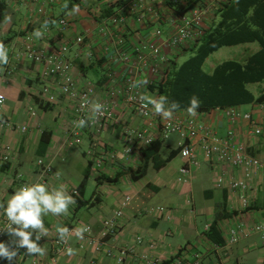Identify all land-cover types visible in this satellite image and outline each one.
I'll list each match as a JSON object with an SVG mask.
<instances>
[{"label": "crops", "instance_id": "1", "mask_svg": "<svg viewBox=\"0 0 264 264\" xmlns=\"http://www.w3.org/2000/svg\"><path fill=\"white\" fill-rule=\"evenodd\" d=\"M72 1L74 0H55L53 4H45V0L39 2L0 0L4 4L0 12V42L5 45L8 54V63L0 64V94L5 98L4 105L0 109V153L5 146L10 148V162L5 168H0V195L3 201L6 202L16 191L13 180L15 174L22 175L28 183L39 182L40 172L36 163L34 164L35 159L46 160L55 173L54 177H45L44 184L49 188L64 184L68 193L76 190L80 183L69 184L66 178L74 177L72 162L76 160L78 155L76 149L81 144L85 145V151L81 155L86 163L87 160H102L99 168L94 166L90 169L89 179L94 180L96 190L88 199L91 200L88 207L79 209L78 203H75L70 207V214L67 216L49 214L44 217L49 235L43 238V242H38L47 250L46 255L41 256V263L115 264L112 259L94 253L89 247L79 250L74 233L70 235L69 240L71 247L77 250L76 254L62 255L56 261H51L47 240L60 226L75 228L89 225L97 232L100 222L111 217L113 212L118 210L120 201L124 197H129L131 201L120 220L121 230L115 240L116 247L135 246V237L140 236L143 238V245L137 247L138 251L147 252L163 261L176 257L182 262L193 263L195 257H198V264H264V240L251 230L253 225L264 219V186L261 184L259 172L245 179L241 169L203 160L199 155L198 146L195 145L199 166L191 168L187 177H182L183 183L174 193L175 201L166 206H163V203L149 204V197L142 195L143 189H149L155 194L159 193L163 188V179L156 177L143 185H139L138 182L146 174L137 182L130 179L128 171L136 170L143 163L144 150L134 152L129 157L123 156L122 148L125 144L123 132L126 127H142L143 121L120 100L114 110L119 119L118 124L106 123L99 138L93 136L91 129H83L79 146H67L68 130L74 117V105L60 93L58 79L43 77L40 65L21 56L24 47L29 45L37 50L55 53L61 47L67 46L68 52L65 58L72 65L78 87L82 88L90 83L95 88L96 99L101 98L105 92L103 81L106 73L113 71L121 75L122 72L121 65L110 67L105 59L112 54L116 38L110 35L100 37L97 33L98 23L104 19L98 17L100 11L93 12L87 9L88 12H85L80 3L78 4L79 0L75 4ZM40 4H44V8L42 14L38 15L36 10ZM74 6H78V11L73 12ZM7 16L11 17L10 21H6ZM61 18L69 20V28L63 31L57 26V21ZM45 21L49 22L47 26H44ZM37 29L43 33L40 38L33 35ZM152 30V27L132 25L124 33V39L130 38L131 35L144 38ZM77 36L84 37L81 45H75L73 42ZM105 48L110 49L106 55L104 53L106 57L103 55ZM173 54L169 53V58ZM103 57H105L104 61L97 64ZM236 59H240L239 54ZM145 96L155 99L151 94L145 93ZM244 107L247 110H243ZM236 109L250 113L258 119L261 128L259 137L250 135L249 127L245 122L235 125V130L239 141L246 146L247 152L253 157L263 159L264 114L257 110L256 105ZM184 114L190 115L188 112L173 113V115ZM195 117L201 122L208 123L218 136H224L229 127L228 120L221 111L195 114ZM1 122L11 123L13 130L2 127ZM22 127L25 128L24 133L19 131ZM43 132L49 133L50 139L42 156H39L41 153L38 151L39 140ZM176 142V136H171L166 141L161 140L159 151L161 161H163V150L173 152ZM111 152L115 153L116 159L108 157ZM182 160L180 169L187 165V162ZM167 165L164 162V166L155 170L153 165L149 164L147 170L152 167L156 172L161 173L168 167ZM85 168L81 171L82 178ZM179 170L177 175L180 177ZM221 173L226 180L232 178L247 181L249 190L245 196L250 202L247 209L241 206L240 193L231 192L225 186L221 188L215 186V180ZM99 175L111 178L118 175V179L113 184H100L99 181L102 179L95 181ZM197 181L198 190L201 191V199L198 201L193 197V183ZM101 190L106 192L105 200L99 198ZM183 195H186V198ZM82 200H86L84 194ZM156 208H163L164 211L148 213V210ZM206 225H209V229L211 226L214 227L210 235L204 234ZM233 227H244L248 232L236 244L228 245L226 235ZM149 244L153 245V248L147 250Z\"/></svg>", "mask_w": 264, "mask_h": 264}, {"label": "built area", "instance_id": "2", "mask_svg": "<svg viewBox=\"0 0 264 264\" xmlns=\"http://www.w3.org/2000/svg\"><path fill=\"white\" fill-rule=\"evenodd\" d=\"M32 1L39 2V0ZM53 3L55 0H45V4ZM213 7L214 4L212 3H206L202 7L195 0H127L115 6L111 15L99 21L97 33L100 37L110 35L116 38L112 54L105 58L106 53L110 50L105 48L103 52L105 57L103 58L107 60L110 67L121 65L122 72L121 75L113 71L106 73L104 77L106 89L99 99L95 98V88L90 83L82 88L78 87L74 79L72 65L65 58L68 52L67 46L61 47L55 53H47L26 45L21 56L40 65L43 70V77L58 79L60 93L74 105V117L68 130L67 146L74 147L80 144L83 129H91L93 136L99 138L106 123L118 124L119 119L114 110L120 100L125 107L131 109L143 121L140 128H124L123 156L129 157L134 152L149 148L157 138L166 141L171 136H176L178 154L187 162V165L179 170V182H182V177H187L190 174L191 168L199 166L196 145L203 160L241 169L245 179L250 178L255 172H259L261 184L264 186V158L259 159L250 156L246 146L239 141V136L235 130V125L245 122L249 127L251 136L259 137L261 135L258 119L250 113H241L236 108H228L222 111L228 120L229 127L224 136H218L208 123L201 122L195 115H173L171 119H165L161 115L155 114L150 104L145 107L146 101L141 99L142 96H145L146 85L160 81L161 73L168 62V54L180 51L198 39ZM43 8L44 4H40L36 13L42 14ZM132 25L143 28L152 27L153 30L147 37L131 35L125 40L124 33ZM57 26L61 31L66 30L69 28V20L61 18L57 21ZM83 41V36H77L73 42L75 45H81ZM141 80H147L148 83L141 85L139 84ZM134 84L137 86L134 87ZM0 98H2L0 99L1 109L5 98L1 94ZM93 102L103 105L101 113H93ZM257 110L264 114V105H257ZM31 114L33 115V113ZM80 119L86 121L85 127L77 126L76 122ZM1 126L13 130V125L9 122H1ZM19 131L24 133L25 128H19ZM9 152L8 146L2 149L0 168L9 164ZM108 157L116 159L113 152L109 153ZM101 162L100 159L94 160L92 167L99 168ZM36 166L40 172V183H45V177L55 176L52 167L46 160L38 159ZM223 173L217 176L215 186L217 188L225 186L231 192L240 193L241 206L247 209L250 205L249 199L245 196L249 190L247 181L232 178L226 180ZM13 180L16 190L22 185L28 184L20 174H15ZM69 194L76 195V190H71ZM130 201L129 197H124L119 203L118 210L114 211L111 217L100 222L97 232L87 225L91 231L85 232L82 240H76L77 248L84 250L85 247H89L94 253L112 259L115 264H130L131 262L134 264H163L165 261L153 257L147 252L138 251L137 247L143 245V238L140 236L135 237V246H115L116 237L121 230L120 220ZM0 202H4L1 195ZM4 203L6 204V202ZM163 211V208H156L148 210V213H162ZM6 225L7 219L2 213L0 230L5 229ZM75 228L69 229L74 230ZM208 230L209 225H206L204 232L206 233ZM251 230L258 233L264 240V219L253 225ZM247 232L248 229L244 227L230 228L226 235V243L228 245L236 244L246 236ZM43 238L39 242H43ZM10 239L11 237L6 232H0V242L7 243ZM69 239L67 243L60 242L59 236L55 232L47 240L51 261H56L60 256L67 255L65 249L71 247ZM152 248L153 245L147 246V250ZM24 252L25 249H19V255L13 264H42L41 256H28ZM173 260L172 264H198V257H195L193 263L182 262L176 257ZM0 264H8V261L0 258Z\"/></svg>", "mask_w": 264, "mask_h": 264}, {"label": "trees", "instance_id": "3", "mask_svg": "<svg viewBox=\"0 0 264 264\" xmlns=\"http://www.w3.org/2000/svg\"><path fill=\"white\" fill-rule=\"evenodd\" d=\"M195 1L202 7L206 3L214 4L201 29V35L187 47L173 52L172 57L168 56L160 81L146 85L145 93L153 95L155 99L167 97L169 105L173 101L178 102L180 107L173 113L187 112L192 96H196L200 101L196 114L222 112L228 108L247 105H264V0ZM114 2L102 6L98 15L100 19L111 15L114 7L121 4L122 0ZM3 7L4 4L0 2V12ZM254 43L258 46L256 51L244 49L239 53L240 59L223 61L215 65L210 72L203 69L207 58L219 49ZM185 54H189V57L179 64L177 59ZM103 59L98 60L97 64L103 62ZM49 139V133L41 134L39 156H42ZM161 144V140L157 138L149 148L142 150L143 163L136 170L128 171L133 182L145 176L149 164H152L155 170L164 166V161L159 158ZM92 165L93 161L87 160L83 178L76 188L74 199L79 209L88 207L91 202L82 200V197ZM99 179H102L99 181L100 184H113L117 181L118 175L113 178L99 175L95 181ZM213 228L211 226L204 234L210 235ZM173 261L170 259L163 264H172Z\"/></svg>", "mask_w": 264, "mask_h": 264}, {"label": "clouds", "instance_id": "4", "mask_svg": "<svg viewBox=\"0 0 264 264\" xmlns=\"http://www.w3.org/2000/svg\"><path fill=\"white\" fill-rule=\"evenodd\" d=\"M66 6V5H65ZM78 11V6H74L73 12ZM11 17L7 16L6 21H10ZM48 21L44 22V26L48 25ZM54 23V21H53ZM37 38L42 37L43 33L37 29L34 33ZM8 63V54L5 45L0 42V64ZM147 80L139 81V84L146 85ZM134 87L137 85H133ZM2 99V98H0ZM141 99L146 101L145 107L152 105L155 114L161 115L165 119H171L173 112L180 105L173 101L168 104L167 97L161 96L154 99L151 96H142ZM200 107V101L196 96H192L189 101L187 112L195 115L196 110ZM103 105L98 102L92 103L93 113H101ZM78 127H85L86 121L80 119L76 122ZM76 203L74 197L67 191L64 184L59 187L49 188L48 185L40 182L28 183L19 187L6 201L0 202V210L7 219L6 228L0 232H6L11 239L9 242H0V258L13 264L19 255V249H25L24 254L28 256H44L46 248L38 242L42 237L49 235V229L45 226L44 217L51 214L53 216H67L72 205ZM91 229L87 225H80L74 230H70L65 226L56 229L60 242L67 243L71 232H74L77 239L82 240L85 232ZM34 237V238H33ZM76 249L68 247L65 252L69 256L76 254Z\"/></svg>", "mask_w": 264, "mask_h": 264}, {"label": "rangeland", "instance_id": "5", "mask_svg": "<svg viewBox=\"0 0 264 264\" xmlns=\"http://www.w3.org/2000/svg\"><path fill=\"white\" fill-rule=\"evenodd\" d=\"M79 1H80L79 2L80 5L85 9L84 10L85 12H88L87 9L89 11L99 12L101 10V7L111 0H79ZM126 1L127 0H122V2H126ZM72 3L75 4V1H72ZM247 48H249L250 52H254L258 49V46L257 44L254 43L251 45H240L236 47L221 48L207 58L203 66V69L207 72H210L215 65L220 64L223 61L237 60L236 58L238 54ZM188 57L189 54L182 55L177 59V62L180 64L183 61H185ZM243 110H247V108L244 107ZM76 151L79 156L76 155V160H73L74 162H72L73 169L75 170L73 175L74 177L71 178L70 176H68L66 178L67 182H69V184L72 185H77L79 182H81L80 181L82 180L81 171L85 168V164H86L83 156L81 155V153L85 151V145L81 144L76 149ZM162 158L165 164H168L167 165L168 167L166 169H163V172L161 173H158L152 167H149L146 176L142 180H140V182H138L139 185H143L145 182L152 181L156 177H161V179H163V188L160 189L159 193L155 194L151 190L145 188L142 191L143 196L149 197L148 202L151 205L163 203V206H166L167 204H170L173 201H175L174 193L178 189V187L182 185L181 183H183V182H178L179 176L177 175V172L180 169L183 160L178 154L177 149L174 148L173 152H168L166 150H163ZM35 163H36V159L34 161V164ZM193 185H194L193 197H195L196 201H198L199 199H201L200 198L201 191L198 190V181L197 183H193ZM95 190L96 188H95L94 180L88 179L85 185L84 198L88 200L89 197L91 196V193L94 192ZM105 194H106L105 190H101V192L99 193V198L101 200H105L104 198ZM183 197L186 198V195H183Z\"/></svg>", "mask_w": 264, "mask_h": 264}]
</instances>
